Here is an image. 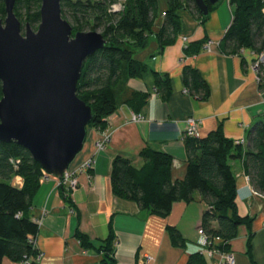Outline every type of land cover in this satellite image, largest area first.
I'll return each instance as SVG.
<instances>
[{"label":"crops","instance_id":"obj_1","mask_svg":"<svg viewBox=\"0 0 264 264\" xmlns=\"http://www.w3.org/2000/svg\"><path fill=\"white\" fill-rule=\"evenodd\" d=\"M162 2L155 32L161 28L163 13L168 7L166 0ZM178 14L181 28L175 43L159 53V41L153 34L148 47L136 55L147 64L149 72L142 78H131L128 87L150 94L144 107L135 112L124 104L111 115L110 140L104 151L97 150L102 132L88 129L84 148L69 167L78 178L77 188L66 193L71 201L60 189L59 178L50 175L42 180L31 212L32 219L40 226L36 238L38 252L29 257L27 264H100L103 254L96 247L108 237L110 223L116 235V264H188L190 256L200 252L198 231L207 207L200 193H196L193 201L175 202L167 217H159L142 210L134 201L117 197L111 181L115 157L128 158L135 167L141 168L144 159L140 153L144 148L170 154L173 180L183 179L188 164L183 136L185 121L190 117L202 121L201 137L222 126L226 137L234 141L244 139L245 149L249 145V130L264 117V82L257 81L255 68L260 55L250 49H243L240 54H225L220 47L234 17L230 1L220 2L204 22L190 10H180ZM209 40L213 42L211 50L204 47ZM198 41H204L199 53L186 55L185 47ZM186 66L197 69L208 84L207 100L186 87ZM154 72L167 74L172 80L173 90L167 100L156 91ZM134 114L141 115L142 120L134 121ZM89 159H94L92 167L83 168ZM230 162L237 177L238 212L242 217L253 218L252 236L250 239V230L243 225L230 242L228 252L217 250L211 256L203 255L207 264L223 262V253L232 254L235 264H264V196L254 192L243 160ZM13 183L22 186L19 178H14ZM168 226L181 231L185 246L173 243ZM78 230L89 237L94 248L81 243ZM2 264L26 263L6 258Z\"/></svg>","mask_w":264,"mask_h":264},{"label":"trees","instance_id":"obj_2","mask_svg":"<svg viewBox=\"0 0 264 264\" xmlns=\"http://www.w3.org/2000/svg\"><path fill=\"white\" fill-rule=\"evenodd\" d=\"M168 7L158 32L154 31L160 11V0H62L63 17L73 26V33L102 29L107 45L90 56L84 64L78 83V96L92 107L93 119L88 125L101 132L109 127L108 118L122 105H130L139 112L147 103L149 93L128 87L131 78H142L149 72L144 61L136 55L149 45L150 36L157 35L160 51L176 42L181 20L178 12L190 10L202 22L204 17L195 0H166ZM210 11L216 6L206 0ZM234 17L221 43L225 54H240L250 49L257 55L264 53V0H229ZM120 3L122 10L112 7ZM42 0H16L15 13L37 30L41 22ZM5 0H0V17L5 19ZM23 24V23H22ZM204 41L190 43L185 54H198ZM155 88L165 100L172 93V80L167 74L154 72ZM184 81L193 94L207 100L210 89L200 72L186 66ZM264 82V74L260 83ZM0 80V99L2 98ZM188 154L186 175L173 180V157L163 151L144 148L140 155L144 165L137 168L128 158L117 156L112 163L113 193L122 199L136 202L150 215L167 217L177 201H193L200 193L207 205L202 215V228L210 239V248L221 252L230 250V242L238 236L241 226L250 230L253 218L242 217L236 203L237 177L232 159H242L244 170L254 190L264 195V117L248 133V148L225 136L222 126L205 137H184ZM46 172L27 148L16 141H0V264L7 258L24 262L38 252L36 238L39 223L32 219L33 198ZM22 180V186L13 183ZM65 194L71 189L64 182ZM67 197V196H66ZM68 201H71L67 197ZM74 209V208H73ZM177 246L186 239L175 226L167 227ZM77 237L85 247L94 248L89 237L78 230ZM249 239V240H250ZM217 240L220 241L217 243ZM116 235L112 224L109 235L96 247L103 254L100 264H116ZM188 264H207L203 253L190 256Z\"/></svg>","mask_w":264,"mask_h":264},{"label":"water","instance_id":"obj_3","mask_svg":"<svg viewBox=\"0 0 264 264\" xmlns=\"http://www.w3.org/2000/svg\"><path fill=\"white\" fill-rule=\"evenodd\" d=\"M204 17L206 0H195ZM223 0H208L216 6ZM62 0H42L37 30L24 26L16 0L0 17V141L29 150L48 175L65 178L83 150L93 110L77 94L85 61L107 45L101 32L73 33Z\"/></svg>","mask_w":264,"mask_h":264},{"label":"built area","instance_id":"obj_4","mask_svg":"<svg viewBox=\"0 0 264 264\" xmlns=\"http://www.w3.org/2000/svg\"><path fill=\"white\" fill-rule=\"evenodd\" d=\"M164 15H165V12L163 13V16ZM183 39L185 41L187 40L186 37H184ZM212 46H213V42H212V40H209L205 43L204 47H205V49L211 50ZM255 68L258 71L257 81L260 82L261 81V75L264 74V53L261 54L258 57V59L256 60ZM185 92H188V90L186 89ZM110 120H111V116L108 118L109 124H110ZM133 120L134 121H140V120H142V116L134 114ZM201 123H202V121L198 120L195 117L188 118L185 121V130H184L183 138L186 136L200 138L201 137V132H200ZM109 140H110V131L108 129H106L105 131L102 132V137L97 142V150L98 151L106 150ZM235 142H236V144H244V139L236 140ZM93 162H94V159H89L88 161H86L83 168L90 169L93 165ZM49 176L50 175H48L46 173V176L43 179H48ZM62 182L66 183L68 185V187L71 189V191L75 190L78 186V178H77L76 174L72 173L70 170H68V172L65 174V178L63 180H61V179L59 180V186ZM254 192L256 194H260L256 191H254ZM198 232L200 234V244H201V250L200 251L205 255V257L211 256L217 250L210 248V243H211L210 239L202 227ZM38 259H41V254L38 255ZM223 259H224L223 262H221L219 264H235V259H234V256L232 254L223 253ZM24 263H26V264L29 263V258H27L24 261Z\"/></svg>","mask_w":264,"mask_h":264},{"label":"rangeland","instance_id":"obj_5","mask_svg":"<svg viewBox=\"0 0 264 264\" xmlns=\"http://www.w3.org/2000/svg\"><path fill=\"white\" fill-rule=\"evenodd\" d=\"M121 1H124V0H121ZM162 1H163V0H160V3H161V4L163 3ZM112 10L118 12V11L122 10V5H121L120 3H118V4H116V5H114V6L112 7ZM22 23H23V25L25 26L26 23H28V22L23 21ZM31 27H32V26H31ZM32 28H33V27H32ZM33 29H34V28H33ZM34 30H35V29H34ZM90 31H91V30H90ZM94 31L102 32V29H101V28H98V29H96V30H94ZM0 181H1V178H0Z\"/></svg>","mask_w":264,"mask_h":264}]
</instances>
